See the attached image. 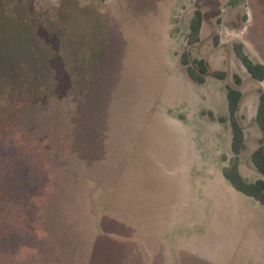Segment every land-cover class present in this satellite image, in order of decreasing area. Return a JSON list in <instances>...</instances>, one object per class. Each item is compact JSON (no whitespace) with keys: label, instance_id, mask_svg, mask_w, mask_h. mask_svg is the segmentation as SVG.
Returning <instances> with one entry per match:
<instances>
[{"label":"rangeland","instance_id":"1","mask_svg":"<svg viewBox=\"0 0 264 264\" xmlns=\"http://www.w3.org/2000/svg\"><path fill=\"white\" fill-rule=\"evenodd\" d=\"M197 9L191 59L225 82L180 66ZM234 42L264 63V0H0V264H264V206L224 177L230 127L202 115H228ZM196 198L243 218L193 241L209 262H180L174 205ZM143 231L162 232L166 262L141 261Z\"/></svg>","mask_w":264,"mask_h":264},{"label":"trees","instance_id":"2","mask_svg":"<svg viewBox=\"0 0 264 264\" xmlns=\"http://www.w3.org/2000/svg\"><path fill=\"white\" fill-rule=\"evenodd\" d=\"M205 21V15L202 10L194 11L190 23L189 33L187 36V47L180 55V66L188 79L199 86L207 83L209 76L225 82L228 73L220 70H212L205 59H195L192 61L190 49L201 43L202 29ZM217 44V42H216ZM233 50L236 58L245 67L250 78L257 83L264 82V64L255 61L247 52L245 45L241 42H234ZM233 85H226L228 117H216L212 112H203V116H207L211 122L218 121L220 123H229L232 132L231 149L232 158L227 166L223 168L225 178L230 182L235 190L250 197L262 206H264V93L260 94L256 122L262 133V140L259 147L251 156L252 163L256 170L263 176L254 182L248 181L240 171L241 156L245 150V128L243 125V117L240 115L241 103L243 101V92L241 87L243 80L238 74L233 76ZM225 161L227 159L225 158Z\"/></svg>","mask_w":264,"mask_h":264},{"label":"crops","instance_id":"3","mask_svg":"<svg viewBox=\"0 0 264 264\" xmlns=\"http://www.w3.org/2000/svg\"><path fill=\"white\" fill-rule=\"evenodd\" d=\"M203 28H204V25H203ZM202 34H203V29H202ZM260 63L264 64L263 62H260ZM239 66H240L239 68L241 69V71H237L236 74H238L243 80V85L241 87V90L243 92V101L241 103L240 115L243 117V125L245 128V136H246V141H245L246 147L245 148L246 149L248 148V139L255 140V143L253 144V147H252L253 149L250 155L252 156L253 152L259 147L260 141L262 140V133L258 127V124H256L255 128L253 129L252 135L248 134V129H247L248 115L245 116L244 114H245V109L247 105L249 104L250 110L252 109L253 114H254V120L256 122V116H257L258 105H259V100H260V92L264 93V89H263L264 82L262 83L254 82L250 78V75L248 74L245 67L241 64L240 61H239ZM248 86L255 87L256 90L258 91L257 93H254L253 100H248L249 98H247V95L245 93V89ZM222 124H227V126L230 127V124L228 122L222 123ZM230 130H231V127H230ZM257 130L259 132H257ZM227 131H228V128H227ZM231 140H232V132H231ZM225 158L227 159V161H225ZM231 158H232L231 156H225V155L222 157L223 161L225 162V166L228 165L229 160ZM225 166H223V168ZM223 168H222V172H223ZM241 169L242 167H241V162H240V171ZM246 179L250 181L248 178ZM183 201L184 202L182 203L179 202L174 205V208H178V209L186 211V213L181 214V217H180L181 222H179L180 226L178 224L174 225V227L176 228V233L178 234V237L181 240V245L178 246L177 250L174 251L175 256L178 258L180 262H190L188 260V258L190 257L191 258L196 257L195 259L198 258V260H204V262H209V261H206V259L204 258L205 257L204 251L201 250V248L194 247L193 241H196L199 238H201L202 240H204V238L208 239L209 235L215 233V228L219 230V226H217V224H219L220 221H222V223L224 222V219L227 218L226 217L227 213L232 212L233 219L235 218L236 220H241L243 218L241 216V212L239 210H236L235 208L236 206H232L233 210H231L232 208L231 206L229 207V206L223 205V203H220L217 207L213 208V205L212 206L205 205L203 201H199L197 198L191 201H188V200L186 201L183 200ZM223 227H224V224H223ZM183 230L185 231L184 233L186 232H189V233H186L184 236H179V233L182 232ZM223 232H224V228H223ZM143 234L146 236L145 240H147V247L146 248L143 247L141 250L142 252L141 261L142 262H166V260L168 259V254L170 250L168 251L167 250L168 248H163L160 245L161 244L160 241L162 239H165L162 232L155 231L153 234H151L150 232L146 233V231H143Z\"/></svg>","mask_w":264,"mask_h":264}]
</instances>
